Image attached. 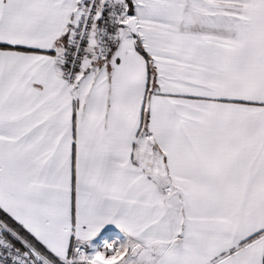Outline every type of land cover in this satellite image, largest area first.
Here are the masks:
<instances>
[{"label":"snow or ice","instance_id":"snow-or-ice-1","mask_svg":"<svg viewBox=\"0 0 264 264\" xmlns=\"http://www.w3.org/2000/svg\"><path fill=\"white\" fill-rule=\"evenodd\" d=\"M0 213V264H264V0H0Z\"/></svg>","mask_w":264,"mask_h":264},{"label":"crops","instance_id":"crops-1","mask_svg":"<svg viewBox=\"0 0 264 264\" xmlns=\"http://www.w3.org/2000/svg\"><path fill=\"white\" fill-rule=\"evenodd\" d=\"M108 236L112 237L111 239L117 240L118 244L123 243L128 239L127 234L120 227L115 223H108L104 225L93 238L82 244L81 247L82 249H91L92 246L94 248H100L102 246V243L100 242L106 240Z\"/></svg>","mask_w":264,"mask_h":264},{"label":"rangeland","instance_id":"rangeland-1","mask_svg":"<svg viewBox=\"0 0 264 264\" xmlns=\"http://www.w3.org/2000/svg\"><path fill=\"white\" fill-rule=\"evenodd\" d=\"M112 237H110V236H108L107 238H106V240L105 241H101L100 243H102V246L100 247V248H94L93 246H92V248L91 249H83L86 253H93L94 251H103L104 249H105V246L106 245H112V244H114V245H116V244H118V241L117 240H114V239H111Z\"/></svg>","mask_w":264,"mask_h":264},{"label":"trees","instance_id":"trees-1","mask_svg":"<svg viewBox=\"0 0 264 264\" xmlns=\"http://www.w3.org/2000/svg\"><path fill=\"white\" fill-rule=\"evenodd\" d=\"M2 216H3V214L0 213V217H2ZM9 223H13V224H14V222H12V221L10 220V218H9ZM5 235H7V234L5 233Z\"/></svg>","mask_w":264,"mask_h":264},{"label":"built area","instance_id":"built-area-1","mask_svg":"<svg viewBox=\"0 0 264 264\" xmlns=\"http://www.w3.org/2000/svg\"><path fill=\"white\" fill-rule=\"evenodd\" d=\"M103 241H105V240H103Z\"/></svg>","mask_w":264,"mask_h":264}]
</instances>
